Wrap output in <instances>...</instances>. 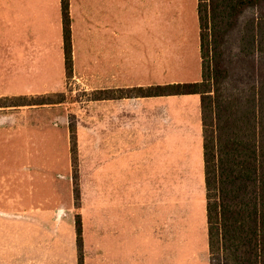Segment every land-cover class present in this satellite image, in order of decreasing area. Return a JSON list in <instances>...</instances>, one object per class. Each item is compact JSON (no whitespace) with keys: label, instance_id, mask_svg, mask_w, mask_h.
<instances>
[{"label":"crops","instance_id":"1","mask_svg":"<svg viewBox=\"0 0 264 264\" xmlns=\"http://www.w3.org/2000/svg\"><path fill=\"white\" fill-rule=\"evenodd\" d=\"M120 1L126 0H78L77 33V21L72 16L76 0H69L72 72L76 69L79 47L88 66L93 62L96 85L94 202L77 209L82 263L149 264L151 259L155 264H173L175 258L181 264H190L191 257L202 262L199 257L204 255L209 264L199 95L114 96L119 90L201 81L197 0L193 6L195 23L191 37L194 33L200 74L161 81L158 74L150 78L134 77L132 69L128 70L131 51L126 44H119V28L114 24L124 19L119 16ZM47 7V1H38L44 25L50 20L46 17ZM49 7L65 76L60 0H52ZM4 11L9 22L18 16L15 5H6ZM166 31L158 30L162 43H158L157 52H150V64L161 72L168 67L174 70L176 65L186 72L185 41L174 34L170 38ZM168 38L175 41H167ZM140 61L144 68L146 61L143 57ZM192 67L195 68V62ZM165 129L168 141L158 137ZM170 157L172 164L164 161ZM163 180L186 181L194 186L186 191L161 192L159 196L158 181ZM33 194L27 190L25 195L12 198L2 192V264H42L44 257L48 259L53 254H59L60 258H55L59 263L63 250L69 256L65 264H78L76 217L72 214L75 208L39 205ZM158 198L166 201L165 217L158 210L162 206Z\"/></svg>","mask_w":264,"mask_h":264},{"label":"rangeland","instance_id":"2","mask_svg":"<svg viewBox=\"0 0 264 264\" xmlns=\"http://www.w3.org/2000/svg\"><path fill=\"white\" fill-rule=\"evenodd\" d=\"M38 1L0 0V264L2 192L4 196L15 198L32 190L38 197L39 205L70 206L75 208L72 212L75 217H78V207L94 202L96 85L93 62L88 66L85 56L77 47L76 69L73 68L70 78L64 76L60 66L59 45L54 38L53 22L49 15L52 0H45L48 4L46 17L47 20L50 19L45 25L40 21ZM194 1H120L119 16L124 19L120 18L114 24L119 28V44H126L131 51L127 65L128 70L132 69L134 77L145 75L150 78L158 74V81H161L172 77L178 79L180 76L193 78V74L195 77L199 76L194 52V33L193 39L191 37L195 23ZM6 5L17 7L18 16L13 22L8 21V13L4 11ZM72 9L73 20L77 21L76 32L79 33L78 0ZM159 29L167 30L170 38L174 34L185 41L186 62L183 63V68L188 69L186 72H181L179 65L174 70L173 67H168L166 72H161L150 64V52H157L158 43H162L158 38ZM236 35L234 33L230 37L232 46L227 53L231 54L227 58L232 62L229 64L230 70L237 74L239 68L232 55L237 49ZM170 38L167 41H175ZM75 39L78 42L79 35ZM90 45L93 48V38ZM166 45L174 48L167 43ZM142 57L146 61L144 68L140 61ZM194 62L195 68L192 67ZM71 127L75 129L77 145V199L73 192L75 180H72L74 164L70 144ZM166 129L162 135H158L164 141H168ZM181 155L182 151H179L177 156ZM160 161L158 160L159 163ZM164 161L172 164L171 157ZM193 186V183L186 181H158V195L161 192L186 191ZM161 202L162 206L158 210H162L165 217L166 201L158 198V203ZM56 257L59 254H53L48 259L44 257L42 264H56ZM68 257L63 250L62 260L58 262L65 264ZM199 259L202 262L191 257L190 264H206L204 255ZM178 262L173 258V264ZM148 263L155 264L151 259Z\"/></svg>","mask_w":264,"mask_h":264},{"label":"trees","instance_id":"3","mask_svg":"<svg viewBox=\"0 0 264 264\" xmlns=\"http://www.w3.org/2000/svg\"><path fill=\"white\" fill-rule=\"evenodd\" d=\"M60 10L65 76L70 78L69 0H60ZM197 17L200 82L137 87L114 96L199 95L209 264H264V0H197ZM234 33L237 74L227 58ZM70 142L77 199L74 127ZM76 216L78 264H82L81 224Z\"/></svg>","mask_w":264,"mask_h":264}]
</instances>
